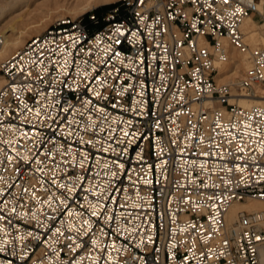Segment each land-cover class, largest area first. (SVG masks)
Returning a JSON list of instances; mask_svg holds the SVG:
<instances>
[{"label": "built area", "instance_id": "obj_1", "mask_svg": "<svg viewBox=\"0 0 264 264\" xmlns=\"http://www.w3.org/2000/svg\"><path fill=\"white\" fill-rule=\"evenodd\" d=\"M96 8L0 62V264H264V212L225 219L264 200V0Z\"/></svg>", "mask_w": 264, "mask_h": 264}, {"label": "bare ground", "instance_id": "obj_2", "mask_svg": "<svg viewBox=\"0 0 264 264\" xmlns=\"http://www.w3.org/2000/svg\"><path fill=\"white\" fill-rule=\"evenodd\" d=\"M24 1L29 2L30 0H11L8 6L4 9L2 8V11H0V25L13 20V24L9 26L11 33H8V29H3L0 32V62L14 53L16 49L24 43L25 36H31L29 30L32 29L39 33V28L42 29L43 26H45L43 22L50 19L52 14L62 13L60 17L65 15L76 17L93 6L97 4L99 5V3H108L111 0H50V2L56 4V6L49 7L48 11H41L40 14H34L33 17L26 16L24 18V15H20L15 18L12 15L11 10L21 3L23 4ZM42 1L44 0H40L36 2V4H40ZM26 9L27 8H24L23 11H26ZM257 26H263V24H259L256 20H254L252 15L244 18L241 24V29L245 34V39L251 47L264 45V34L257 29ZM216 66L219 67V72L215 76V81L217 84H221L229 80L242 78L243 74H241V71H246L249 67V63L247 61L246 54H235L233 50L229 49L228 62L224 64L219 62ZM4 82V77L0 74V87L4 84ZM255 88L257 89L259 95H255L254 97L241 96L235 100V103L240 106L263 105L264 87L256 85ZM233 101L234 100H231V102ZM242 210L264 212V201L248 198L244 201L233 203L225 215L226 222H233L236 219L237 213ZM258 251L260 261L264 263V244L258 247Z\"/></svg>", "mask_w": 264, "mask_h": 264}, {"label": "rangeland", "instance_id": "obj_3", "mask_svg": "<svg viewBox=\"0 0 264 264\" xmlns=\"http://www.w3.org/2000/svg\"><path fill=\"white\" fill-rule=\"evenodd\" d=\"M11 0H0V11H2V8L4 9V8H6L7 6H8V4H9V2H10ZM38 1H40V0H30L29 2L27 1V2H25L24 1V3L22 4H19L18 6H16L15 8H13L11 11H12V15L16 18V17H18V16H20V15H24V18L26 17V16H31V17H33L34 16V14H40L41 13V11L43 12H46V11H48V8L49 7H54V6H56V4H54V3H51L50 2V0H44V1H42L40 4H36V2H38ZM68 1H70V0H68ZM118 0H111V1H109L108 3H99V5L97 4V5H95V6H98V7H100V6H103V5H108V4H112V3H114V2H117ZM50 2V3H49ZM26 3V4H25ZM42 5V6H41ZM24 8H27L26 9V11H23V9ZM89 10V9H88ZM86 12V11H85ZM28 13H29V15H28ZM32 14V15H31ZM62 13H54V14H52L51 15V18L50 19H47L45 22H43V24L45 25V26H43V28L41 29V28H39V31L40 32H42L45 28H47L52 22H54V20L56 19V18H58V17H60V15H61ZM64 15V14H63ZM9 17V16H8ZM13 22V20H10L9 22H6V23H4V24H2V25H0V32L3 30V29H8V33H11V30H10V28H9V26L11 25V24H13L12 23ZM259 24H261V23H259ZM257 29L262 33V34H264V25L263 26H257ZM29 32H30V34H31V36L32 35H34V34H37V32L35 31V30H29ZM39 32V33H40ZM30 36H25V38H24V42L29 38ZM230 50H233V52H235V54L237 53H240V52H238L237 50H235V49H233V48H231ZM244 73V70L243 71H241V74H243ZM261 86L262 87H264V84H261ZM255 95H259V93L257 92V89L255 88V91L252 93V95L250 96V97H254ZM259 200H261V199H259ZM261 201H264V200H261Z\"/></svg>", "mask_w": 264, "mask_h": 264}, {"label": "trees", "instance_id": "obj_4", "mask_svg": "<svg viewBox=\"0 0 264 264\" xmlns=\"http://www.w3.org/2000/svg\"><path fill=\"white\" fill-rule=\"evenodd\" d=\"M113 4H114V3H112V4H108V5L100 6V7L96 8V12H97L98 14H100V13L104 12L106 9H108L109 7H111Z\"/></svg>", "mask_w": 264, "mask_h": 264}]
</instances>
